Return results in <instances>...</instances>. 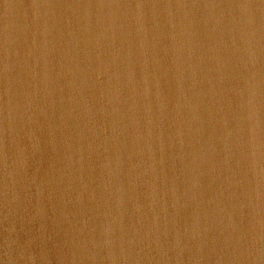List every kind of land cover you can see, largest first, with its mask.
I'll return each instance as SVG.
<instances>
[{"label":"water","instance_id":"water-1","mask_svg":"<svg viewBox=\"0 0 264 264\" xmlns=\"http://www.w3.org/2000/svg\"><path fill=\"white\" fill-rule=\"evenodd\" d=\"M0 264H264V0H0Z\"/></svg>","mask_w":264,"mask_h":264}]
</instances>
